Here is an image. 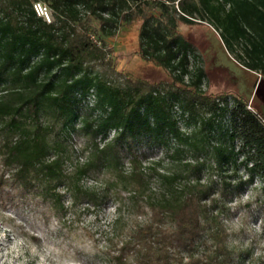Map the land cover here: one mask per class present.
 <instances>
[{"label":"trees","instance_id":"16d2710c","mask_svg":"<svg viewBox=\"0 0 264 264\" xmlns=\"http://www.w3.org/2000/svg\"><path fill=\"white\" fill-rule=\"evenodd\" d=\"M139 22L137 54L169 82L117 71L109 60L105 39ZM180 24L213 26L237 63L264 79V0H0V197L33 195L61 213L81 198L96 205L82 177L112 174L107 189H129L147 218L108 248L111 264H240L245 256L232 248L222 215L256 177L264 182V115L251 99L203 88L206 67L192 68L191 57H200ZM91 96L99 114L82 120L88 155L69 168L72 151L43 118L66 125ZM180 118L200 154L187 163L183 186H174L177 174L161 175L152 193L140 156H129L127 172L119 168L118 145L183 142Z\"/></svg>","mask_w":264,"mask_h":264},{"label":"rangeland","instance_id":"374dc122","mask_svg":"<svg viewBox=\"0 0 264 264\" xmlns=\"http://www.w3.org/2000/svg\"><path fill=\"white\" fill-rule=\"evenodd\" d=\"M48 12L51 17L49 8ZM139 28L140 22L122 27L114 38L105 39L110 51L109 60L116 64L117 71L130 72L151 82H169L170 77L165 71L147 64L137 54ZM180 29L195 43L200 57L196 60L191 57L192 68L202 64L206 67L207 83L203 88L208 93L228 91L251 99L253 106L264 115V79L237 63L217 30L209 24H180ZM110 68L109 65L105 67ZM94 104L93 96L81 100L78 104L80 116L66 125L55 121L50 114L43 118L52 124L55 133L62 134L72 151L69 168L84 161L88 155L81 128L84 117L93 114L95 118L99 114L92 113ZM175 110L179 118L178 108ZM2 125L0 121V136ZM179 125L184 133L183 142L166 137L167 142L152 143L143 138L131 144L128 141L119 144L123 155L119 168L127 172L130 169L129 156L138 155L141 164L151 174L152 193H160L161 175L177 174L178 179L173 184L183 186L187 163L193 162L200 152L187 143L186 138L191 135L193 127H188L181 118ZM116 135L117 132L112 131L110 137ZM111 180L112 174L106 171L85 175L81 181L83 190H94L98 196L96 205L81 198L76 205L61 213L53 211L45 201L33 195L13 193L11 198L5 194L0 197V264H111L106 256L108 248L127 240L132 230L147 218L132 201L129 189H107ZM112 192L115 196H111ZM228 206L222 217L231 234L232 248L244 251L240 264H264L263 180L256 177L245 187L240 199Z\"/></svg>","mask_w":264,"mask_h":264},{"label":"built area","instance_id":"2783aa9c","mask_svg":"<svg viewBox=\"0 0 264 264\" xmlns=\"http://www.w3.org/2000/svg\"><path fill=\"white\" fill-rule=\"evenodd\" d=\"M34 8L39 16L44 17L47 22H51V17L49 15L48 7L46 5L42 4L41 2H37L35 3Z\"/></svg>","mask_w":264,"mask_h":264}]
</instances>
